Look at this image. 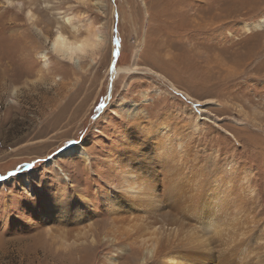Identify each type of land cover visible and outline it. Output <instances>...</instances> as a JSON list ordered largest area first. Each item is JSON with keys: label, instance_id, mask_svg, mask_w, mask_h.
<instances>
[{"label": "rangeland", "instance_id": "1", "mask_svg": "<svg viewBox=\"0 0 264 264\" xmlns=\"http://www.w3.org/2000/svg\"><path fill=\"white\" fill-rule=\"evenodd\" d=\"M263 18L264 0H0V264H169V253L171 264H256L247 260L264 240ZM88 29L101 40L94 56L68 63L52 52L57 32ZM140 118L143 142L130 132ZM166 138L183 148L159 162ZM137 143L152 145L151 158H129ZM67 148L80 154L64 158ZM124 158L162 203L135 204L114 242L104 201L117 177L106 164L122 170ZM233 182L237 197L225 199ZM64 195L81 210L70 231L49 220Z\"/></svg>", "mask_w": 264, "mask_h": 264}, {"label": "bare ground", "instance_id": "2", "mask_svg": "<svg viewBox=\"0 0 264 264\" xmlns=\"http://www.w3.org/2000/svg\"><path fill=\"white\" fill-rule=\"evenodd\" d=\"M253 26L255 25L245 24V31L249 32ZM255 29L259 30L260 26L259 28H255ZM87 32H88V35L85 38H76L75 36L73 38H68L61 32H57L51 42L52 52L57 54L61 59H63L64 61L68 63H73V61L76 58L78 59L84 58L86 54H90L94 56L95 50H97L99 46L101 45V40L99 39V33L97 29L95 30L88 29ZM134 66L135 65H132L131 67H120L115 71V74L117 75L120 72L130 73L131 71H133L132 69L134 68ZM122 110H124L125 112L127 111L125 107ZM132 116H135V115L132 114ZM146 124L147 123L141 118L136 120L135 123H132L130 132L132 135H134V140H137L140 142L144 141L139 138L138 132L143 131L142 127L145 126ZM166 124L167 123L165 122H161L160 125L159 124L156 125L157 132L166 131ZM144 131L146 132V130ZM150 133H153V132H150ZM128 135L130 136L129 131H128ZM188 136L189 135H187L186 137ZM137 144L138 145L135 144V147L129 150L130 159L139 160L140 158H142V156L140 155V152L144 148V144L143 143H137ZM182 148H183L182 143L177 142V144L176 143L172 144L171 140L169 138H166L160 141L159 144H157L154 147L155 149L154 153L159 159V162H161V161L168 159L167 155L172 156L174 154H178V149H182ZM145 150H146V154H144ZM152 150H153L152 145H150L146 149H143V156H148V158H151L150 155L152 153L150 154L149 151H152ZM79 154L80 153L74 150L73 148H67V151L65 150L64 152H62L61 156L65 158V157L75 155L74 158H76L77 155ZM171 159H173V157H171ZM110 165L111 167L109 169V176L113 177V175H111V172L115 173L117 179H116L115 184L113 183L108 184L109 190L106 191L107 197L104 201V205L106 206L107 209L111 210L110 212L111 219L109 223V225L111 224V227H109L108 230L105 231L106 233L104 235V238L113 239L114 242H116V239H120L118 238V236L123 235V231L126 226L124 221L127 218L130 219V217L132 216L131 214H133V206L135 204L139 206H145L147 204H154V205L159 206L161 205L162 202H161V197L157 193V186L153 184V180H151L148 174L142 175L140 171L133 170L136 167L131 165L130 160L128 158L120 159V161L117 162V165L121 167L122 170L116 169L115 159L113 160V163L112 162L107 163L106 167L109 168ZM172 172L174 175H172L169 178L170 184L174 183L171 180L179 174L177 173L176 168H173ZM165 185L166 183L163 184V186ZM224 185L226 186L230 185V182H226ZM235 190H237V188L235 187V182H233L230 188L226 187L222 189L221 193L224 194L223 196L225 199H228L231 197V194H234L237 197V191ZM64 206H67V207H64ZM50 207L51 209H49V211H51L52 213L49 214V220H56L58 225L65 224L68 227H71L68 229V231H70L72 228L76 229L77 227H79V226H74V225H76L75 224L76 222L78 223L81 222V214H80L81 210L78 207H76L68 197L65 196V198L63 197L62 200H59V201L57 200V202L53 203V205L51 204ZM122 209H128V211L131 213L127 217H124L123 215L125 213L121 212ZM72 212L74 213L71 214ZM243 216H244V211H242L241 218ZM254 219H255V216H252V220ZM248 221H251V217H249ZM52 227H54L53 229L56 232L57 236L58 235L60 237L64 236L65 232L62 231V229H58L55 225H53ZM87 228H88V231L90 232L89 234L90 237L94 238V236L96 235L94 233V230L88 226ZM124 235L128 237V239L131 237L130 234L127 232H125ZM259 247L260 248H255V251L252 248L247 262L250 260L252 261L254 259V262H256V264H264V256H262L263 258H260V257L252 258L253 253L259 251L260 249L261 250L264 249V240H260ZM143 252L150 253L151 256H156L162 252V247L158 243H151V244L145 243L143 245ZM188 253L189 251H183V254H188ZM203 253L205 255H208L207 252H203ZM171 254L172 253H169L168 258H167V262L169 264L176 262L175 260L176 256L175 255L171 256ZM243 256H244L243 257L244 259L248 257L247 255H243ZM186 259L187 260H183V258H181V260H179V263L180 264H184V263L192 264L194 262L191 258V255H188ZM239 264H247V263L243 262Z\"/></svg>", "mask_w": 264, "mask_h": 264}]
</instances>
